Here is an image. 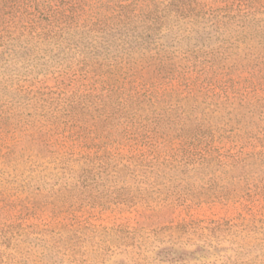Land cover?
I'll list each match as a JSON object with an SVG mask.
<instances>
[{
    "label": "rangeland",
    "instance_id": "obj_1",
    "mask_svg": "<svg viewBox=\"0 0 264 264\" xmlns=\"http://www.w3.org/2000/svg\"><path fill=\"white\" fill-rule=\"evenodd\" d=\"M201 2L200 34L165 38L191 94L1 67L0 264H264V0Z\"/></svg>",
    "mask_w": 264,
    "mask_h": 264
},
{
    "label": "trees",
    "instance_id": "obj_2",
    "mask_svg": "<svg viewBox=\"0 0 264 264\" xmlns=\"http://www.w3.org/2000/svg\"><path fill=\"white\" fill-rule=\"evenodd\" d=\"M204 8L201 0H0V69L20 58L30 64L69 59L103 84L113 104V93L129 84L124 102L153 106L167 94L152 88L170 83L174 72L193 93L196 84L185 79V63L171 61L165 38L200 34Z\"/></svg>",
    "mask_w": 264,
    "mask_h": 264
}]
</instances>
